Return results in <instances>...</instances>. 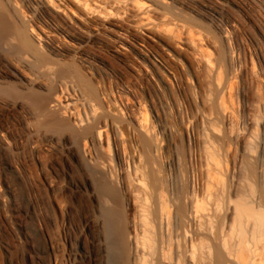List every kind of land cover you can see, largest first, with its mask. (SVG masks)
Segmentation results:
<instances>
[{
	"label": "rangeland",
	"instance_id": "obj_1",
	"mask_svg": "<svg viewBox=\"0 0 264 264\" xmlns=\"http://www.w3.org/2000/svg\"><path fill=\"white\" fill-rule=\"evenodd\" d=\"M241 204L264 215V0H0V264H241Z\"/></svg>",
	"mask_w": 264,
	"mask_h": 264
},
{
	"label": "bare ground",
	"instance_id": "obj_2",
	"mask_svg": "<svg viewBox=\"0 0 264 264\" xmlns=\"http://www.w3.org/2000/svg\"><path fill=\"white\" fill-rule=\"evenodd\" d=\"M85 3V2H84ZM137 9L135 10H138V12L141 14L142 17H148V12H147V9H148V6L145 4V3H141L140 2H137ZM135 6V5H134ZM87 7H89V5H87ZM93 8V7H92ZM86 9V8H85ZM91 10V9H89ZM150 13V12H149ZM142 19V18H141ZM143 20H141L142 22ZM145 21V20H144ZM59 26V25H58ZM64 26V25H63ZM62 26V27H63ZM19 40H20V46L21 48H23L24 50L28 51V50H33L35 48L36 45H34V42L32 41L30 35L27 34L26 31H20L19 32ZM119 42L120 44H123L121 43V41H117ZM118 43V44H119ZM36 49V48H35ZM34 49V50H35ZM87 96L88 98L91 100L93 98H97L99 96V93H98V90L96 89H93V88H89V92H87ZM68 99V98H67ZM73 100L70 96V98L66 101L67 102V106H74V104L72 103ZM56 104L57 105H62V99L61 97H57L56 99ZM110 116L109 115H106L105 117V121L104 123H102L101 119H96L95 120V125L93 127H88V128H85L83 130V132L81 133V136L82 137H88V136H91V135H97L99 137L100 140H103V134H104V129L102 128L103 126L102 125H105V127L108 126L109 124V120H110ZM113 121V119H112ZM138 125H139V128L141 131H145L147 129V123H146V118L138 121ZM104 130V131H103ZM142 135V134H141ZM144 135H142L143 137ZM146 136V135H145ZM146 139V138H145ZM150 140V139H149ZM147 140V141H149ZM142 141H145L146 143V140H142ZM148 143V142H147ZM109 144V143H108ZM150 145V144H149ZM109 146H111L109 144ZM110 149V147H109ZM125 151H127L125 149ZM125 153V152H124ZM162 195V194H161ZM145 196V195H144ZM135 197V196H134ZM159 197V196H158ZM165 198V197H164ZM164 198L162 197L161 198V202H160V206H159V224L161 223V225L166 226L167 227H170V225L172 226L171 222L172 220H174V222L176 224H181L187 220H191V216H189L186 212V207L184 205H181L177 211V214L176 216H172V213L171 211L169 210V206L167 204V202L164 200ZM136 199V198H135ZM137 199L140 201L142 198H141V193H139V195H137ZM142 204V203H141ZM188 208V207H187ZM189 210V209H188ZM190 213V212H189ZM191 215V214H190ZM112 215H110L111 217ZM114 216V215H113ZM247 218V219H255L256 223H255V229L257 231H262L263 228H264V215L262 214H259L258 212H256L254 209H252V207L246 205V204H241L238 206L237 208V224H238V238L239 240L238 241V250H237V259L239 260V262L241 264H257V257H258V250L256 248H254L253 246H251L249 243H248V240H247V237H246V233H245V230L243 228V222H244V219ZM146 220V219H145ZM144 220V221H145ZM146 223V222H145ZM148 224V223H146ZM174 225V224H173ZM177 226V225H176ZM186 226V225H185ZM246 226V225H245ZM148 228V226H147ZM179 228V227H177ZM162 229V228H161ZM165 230V229H164ZM178 230V229H177ZM187 230H189L187 228ZM168 231V229L166 230ZM190 231V230H189ZM147 232V231H146ZM146 232H144L146 234ZM163 232V231H162ZM164 233V232H163ZM170 233H171V230H170ZM148 234V233H147ZM153 234V233H152ZM165 234V233H164ZM169 234V232H168ZM144 235V234H143ZM173 235V234H172ZM164 236V235H163ZM170 237H172L171 235H169ZM144 237V236H143ZM149 237V235H148ZM153 237V236H152ZM166 237V236H165ZM151 238V237H149ZM187 238V237H186ZM189 238V237H188ZM237 238V237H236ZM153 239V238H152ZM158 240V239H157ZM165 240H167L165 238ZM168 240H171L168 238ZM168 243H170L171 241H168ZM147 241V240H146ZM149 241V240H148ZM151 242V241H150ZM173 242V241H172ZM190 242V241H189ZM148 243V242H147ZM163 243V242H162ZM192 243V242H191ZM144 244V243H143ZM166 243H163V245H165ZM172 244V243H171ZM185 244V243H184ZM187 245L184 247L183 246V249H184V252H185V255H184V252H183V257H182V260L183 262H186V258H189V261L191 260V262H194V259H195V251H194V246L191 247V245H189L188 243H186ZM147 245V244H146ZM170 245V244H169ZM168 245V246H169ZM189 245V246H188ZM149 246V245H148ZM173 246V245H172ZM146 247V246H145ZM161 247V246H160ZM170 248V247H169ZM172 248V247H171ZM143 249V248H142ZM149 249V247H148ZM166 246L165 248L163 247L162 248V251H161V263L160 264H173V260H171L169 258V254L168 252H166ZM146 250V249H145ZM179 250V248H178ZM177 250V251H178ZM169 251V250H168ZM146 252V251H144ZM204 253V252H203ZM221 254V253H220ZM260 254V253H259ZM145 255V254H144ZM142 255V256H144ZM218 255V254H217ZM234 255V254H233ZM171 256V255H170ZM260 256V255H259ZM173 257V256H172ZM171 257V258H172ZM180 257V256H178ZM144 258V260L146 259V257H142ZM159 258V257H158ZM210 258V257H209ZM216 258H220V262L219 264H224V255H221V257L216 256ZM228 258V257H227ZM180 259V258H179ZM205 259V258H204ZM236 259V260H237ZM160 260V259H159ZM176 260V259H175ZM235 260V259H234ZM143 261V260H142ZM146 261V260H145ZM219 261V259L217 260ZM182 261H178V264H182L183 263ZM201 262V260H200ZM210 262V261H209ZM212 262V261H211ZM215 262V261H214ZM203 263V262H202ZM216 263V262H215ZM214 263V264H215ZM176 264V262H175ZM184 264V263H183ZM191 264V263H189ZM201 264V263H200Z\"/></svg>",
	"mask_w": 264,
	"mask_h": 264
}]
</instances>
